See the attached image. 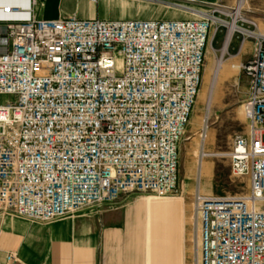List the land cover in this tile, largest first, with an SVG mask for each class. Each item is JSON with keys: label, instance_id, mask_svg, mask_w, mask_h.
<instances>
[{"label": "built area", "instance_id": "built-area-1", "mask_svg": "<svg viewBox=\"0 0 264 264\" xmlns=\"http://www.w3.org/2000/svg\"><path fill=\"white\" fill-rule=\"evenodd\" d=\"M36 3L0 0V211L51 222L133 193L178 195L180 143L226 15L236 28L229 45L255 37L242 63L248 129L228 153L249 191L196 192L197 264H264V34L255 23L205 0V10L161 20L39 19Z\"/></svg>", "mask_w": 264, "mask_h": 264}, {"label": "rangeland", "instance_id": "rangeland-1", "mask_svg": "<svg viewBox=\"0 0 264 264\" xmlns=\"http://www.w3.org/2000/svg\"><path fill=\"white\" fill-rule=\"evenodd\" d=\"M239 2L243 19L255 23L250 30L264 34V0H233L231 4L225 6L238 8ZM189 4L191 6V2ZM194 8L203 9L200 6ZM165 10L177 13L178 16L175 18L189 16L179 8L171 7ZM221 18L223 26H219L216 31L213 28L211 33L199 96L180 143L178 195L157 197L148 193H133L122 197L114 205L95 206L81 212L83 214L107 211L123 216L127 214L131 218L129 219L131 223L134 222L133 225H140L132 215L137 209L142 215V225H146L145 223H148L146 205L150 201L183 202L186 207L185 216H174L169 219L168 245H165L161 252V264H177L176 258H179L180 264H197L200 222L194 204L196 192L218 197H241L249 191L248 177L237 175L233 171L228 153L234 137L246 133L248 129V118L242 114V109L249 92V81L242 69L240 53L245 52L250 45L253 55L255 37H249L244 42L242 35L240 38L235 37L228 47V52L222 57L228 33L234 22L226 15H222ZM248 26V23H244L243 28ZM221 58L224 60V66L217 74ZM233 62L240 63L238 71L231 68ZM212 86L215 87V97L211 109L207 110V95Z\"/></svg>", "mask_w": 264, "mask_h": 264}, {"label": "crops", "instance_id": "crops-1", "mask_svg": "<svg viewBox=\"0 0 264 264\" xmlns=\"http://www.w3.org/2000/svg\"><path fill=\"white\" fill-rule=\"evenodd\" d=\"M205 1L225 5L233 0ZM170 8L162 0H37L34 14L52 20H161L178 16L165 10ZM240 54L242 63L248 60L251 46ZM145 213L148 223L142 225L141 212L136 209L132 215L140 225H133L127 214L107 211L51 222L0 211V264H161V252L168 245L169 219L185 216L186 207L183 202L150 201ZM10 254L14 259H8ZM176 261L180 264L179 258Z\"/></svg>", "mask_w": 264, "mask_h": 264}, {"label": "bare ground", "instance_id": "bare-ground-1", "mask_svg": "<svg viewBox=\"0 0 264 264\" xmlns=\"http://www.w3.org/2000/svg\"><path fill=\"white\" fill-rule=\"evenodd\" d=\"M176 2L177 3H179V4H181L182 6H176V7H179V8H181V9H185V7H187V6H189V7H195V6H198V1H195V0H187V3H186V1L184 0V2H183V0H176ZM189 2H191V6H190V4H189ZM193 2V3H192ZM195 2V3H194ZM238 5H239V7H240V9H239V7H238V9L239 10H241V3L239 2L238 3ZM184 6V7H183ZM236 28H235V25L233 24L232 26H231V29H230V31H229V33H228V38H227V40H226V42H225V45H224V49H223V51H222V57L228 52V47H229V42H230V37H231V34L233 33V31L235 30ZM224 66V60H223V58H221L220 60H219V64H218V69H219V71L217 72V74H219V72H220V68H222ZM240 63H238V62H233V63H231V68L232 69H234V71H238L239 69H240ZM216 72V71H215ZM218 79V78H217ZM205 95V94H204ZM214 97H215V87H210L209 88V91H208V95H207V104H206V109L207 110H210L211 109V107H212V103H213V100H214ZM242 114L244 115V116H247L246 115V113H245V110L244 109H242ZM197 117V116H196ZM247 118V117H246Z\"/></svg>", "mask_w": 264, "mask_h": 264}]
</instances>
